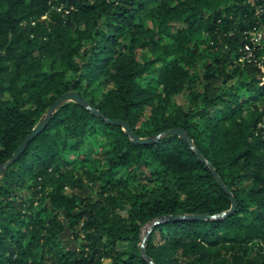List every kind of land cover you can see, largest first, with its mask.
<instances>
[{
  "label": "trees",
  "instance_id": "16d2710c",
  "mask_svg": "<svg viewBox=\"0 0 264 264\" xmlns=\"http://www.w3.org/2000/svg\"><path fill=\"white\" fill-rule=\"evenodd\" d=\"M45 14L68 19L26 26ZM263 22L264 0H0V165L69 91L140 138L178 127L194 146L176 134L137 143L64 103L0 176V264H150L147 226L231 209L208 162L236 211L161 221L147 254L155 264H264V71L254 61L264 48L251 40ZM195 33L209 40L202 77ZM96 134L105 163L77 174Z\"/></svg>",
  "mask_w": 264,
  "mask_h": 264
},
{
  "label": "water",
  "instance_id": "95a60500",
  "mask_svg": "<svg viewBox=\"0 0 264 264\" xmlns=\"http://www.w3.org/2000/svg\"><path fill=\"white\" fill-rule=\"evenodd\" d=\"M68 101H75L78 102L80 104H82L83 106L89 108L91 110V112L93 114H97L100 115L104 120H106L108 123L110 124H117V125H122L124 130L129 133V135L134 139L135 142L137 143H148V142H152L154 140H158L160 138L161 135L163 134H176V135H180L182 137H184L185 139H187V141L189 142V144L194 148L193 146V140L188 136V134L184 131V129L182 128H173V129H169L166 130L165 132H163L162 134L158 135L155 138H140L137 135H135L130 127V124L128 121L126 120H122V119H115V118H110L107 116H103L101 114V112L95 108V107H91L90 104L83 99L78 92L76 91H69L66 92L64 95H62L61 97H59L47 110L46 112V116L43 120H41L33 129V131L31 132V134L25 138V140L21 143V145L19 146V148L16 150V152L13 154V156L6 161L5 163H3L2 165H0V176L3 174L4 170L10 165L12 164L17 158L18 156L23 152V150L25 149L27 143L32 140L37 134H39L48 124L51 115L53 114V112L55 110H57L61 105H63L64 103L68 102ZM198 157L201 160H205V158L203 157L201 151L198 148H195ZM208 165L211 167L213 174L215 176V178L217 179L218 183L221 185V187L228 193V195L230 196L231 200H232V207L230 210L211 216L210 214H200V215H179V216H169L167 218H160L158 220H156L151 226L148 227L147 232L145 233V235L143 236V240H142V244H141V250L143 255L145 256V258L147 259V261L150 264H155L152 257L149 256L146 252V240L150 234V232L152 231V229L154 228L155 225H157L159 222L167 220V219H180V218H199V219H203V218H221V217H226L232 213H234L237 209L238 206V202L237 199L235 198V196L233 195V193L231 192V190L225 185V183L223 182L222 178L219 176V174L217 173L216 169L214 168L212 163L208 162Z\"/></svg>",
  "mask_w": 264,
  "mask_h": 264
},
{
  "label": "rangeland",
  "instance_id": "374dc122",
  "mask_svg": "<svg viewBox=\"0 0 264 264\" xmlns=\"http://www.w3.org/2000/svg\"><path fill=\"white\" fill-rule=\"evenodd\" d=\"M58 19V20H57ZM63 20L66 21L68 19V17L66 16V14H60L59 16L55 17V18H51V16H49L48 14L43 15L40 19H33V21H29V23H26V26L29 27V29H32V26L38 24V23H42L43 27L44 26H50L51 24L55 23V21H59V20ZM51 28L48 29V31H50ZM42 31V30H41ZM34 35H31L32 38L35 37V33L33 32ZM72 34L76 37V34L74 33V30L72 31ZM36 38V37H35ZM46 38H42V41H45ZM38 43H41L40 40H37ZM208 36L204 33H195L193 39H192V45H197L198 47V52L201 53L203 56V63L198 65V68L196 69V73L198 74L199 77H202L203 75V66L206 62H208L209 60V50L210 47H208ZM35 54H39V49H37L35 51ZM151 55V54H149ZM47 65L49 64V61L46 60ZM264 80V78H263ZM188 92L185 91L184 93L180 94L179 96H177V100L179 103L187 105L188 104ZM257 106H260L261 108H264V96L261 98L260 102H257ZM254 109V108H253ZM149 109H147L146 111V117L149 116ZM259 128H261L264 131V118L262 119V121L259 123ZM93 142V146L91 148V152L89 155L90 160L89 161H79L76 166H75V171L77 174L80 173H85L86 171L92 172V173H96L99 172V170L101 169V164L105 163V159L102 157L101 153H103L104 151H106L109 146L106 144L104 138H102L100 136V134H96L95 136H93L92 139ZM97 190H95L93 192L94 195H96ZM121 213H125V211H121ZM147 226L144 230L143 236L145 235V233L148 230ZM62 239L65 240L66 244L68 245H75V243L72 240V236H71V231L69 230L68 226H66L65 231L61 234ZM260 244L262 243L264 245V241H260ZM177 258L181 259V255L176 254Z\"/></svg>",
  "mask_w": 264,
  "mask_h": 264
},
{
  "label": "built area",
  "instance_id": "2783aa9c",
  "mask_svg": "<svg viewBox=\"0 0 264 264\" xmlns=\"http://www.w3.org/2000/svg\"><path fill=\"white\" fill-rule=\"evenodd\" d=\"M251 40L253 41L254 46H259L261 48H264V22L259 25V27L253 31ZM246 58H248L249 61H252L254 58L253 50L250 46H246ZM264 59V55L262 56ZM254 61L257 63L259 67L264 71V63L262 60H256Z\"/></svg>",
  "mask_w": 264,
  "mask_h": 264
}]
</instances>
